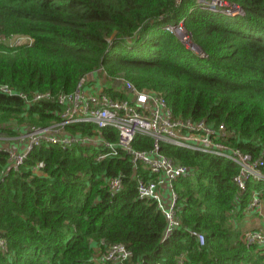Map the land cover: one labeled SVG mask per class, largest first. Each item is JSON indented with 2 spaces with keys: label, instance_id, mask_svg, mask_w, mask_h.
<instances>
[{
  "label": "trees",
  "instance_id": "trees-1",
  "mask_svg": "<svg viewBox=\"0 0 264 264\" xmlns=\"http://www.w3.org/2000/svg\"><path fill=\"white\" fill-rule=\"evenodd\" d=\"M239 12L225 16L197 0H0V40L24 35L29 43L0 41V84L33 92L71 93L86 73L102 67L138 89L163 94L174 116L223 123L229 141L264 168V0H221ZM183 26L203 55L167 26ZM106 92L115 94L110 88ZM54 100L26 103L0 93V132L6 124L46 125L57 119ZM69 133L95 134L91 124H69ZM100 135L116 140L113 128ZM137 149L152 139L137 134ZM103 145L44 144L30 150L17 170L2 173L0 150V264H112L94 258L120 242L142 264H264V243L243 241L246 208L264 180H247L235 201L234 162L160 141V151L189 168L173 181L182 225L164 234L165 218L154 201L140 198L137 178H150L129 155L98 160ZM38 162L43 166L36 172ZM2 173V174H1ZM120 175L111 193L108 178ZM262 227V226H258ZM189 230L201 232L199 245Z\"/></svg>",
  "mask_w": 264,
  "mask_h": 264
},
{
  "label": "built area",
  "instance_id": "built-area-1",
  "mask_svg": "<svg viewBox=\"0 0 264 264\" xmlns=\"http://www.w3.org/2000/svg\"><path fill=\"white\" fill-rule=\"evenodd\" d=\"M176 1L178 3L180 0ZM210 1L219 6L225 4L221 0ZM232 6L239 9L234 4ZM180 23L179 27L174 25L166 28L175 33L174 28L178 30L183 26V20H180ZM179 38L190 49L203 55L191 42L189 35L188 39L182 36ZM107 87L113 93L123 94L124 97L108 94ZM0 93L18 96L27 104L54 100L60 106L54 112L57 116V121L53 125L55 130H52L53 126L45 128L20 124L21 126H17L18 129H22L24 125L26 127L24 131H19L18 137L15 136L14 139L8 141L0 138V150L7 153V165L2 171L3 174L9 170H17L32 148L44 144L103 145L109 148L108 153L97 156L98 160L112 155L118 148L129 155L134 172L139 165H142L150 173L151 176L148 179L137 178V192L140 198L154 201L163 214L166 221L165 235L182 225L177 214V194L173 181L188 174L189 168L184 164L175 163L162 153L160 141L165 140L192 151L215 155L237 164L238 171L233 176L237 187L235 201H238L240 192L246 187L247 180H264V168H262L263 163L260 157H253L250 153L233 145L229 140L234 137V132L227 130L223 123L209 124L204 119L195 120L174 116L161 92L150 89L140 90L123 76L107 75L102 67L84 74L71 93H59L53 96L49 92L37 91L29 95L9 87L8 84H0ZM74 123L94 125L95 134L69 133L65 127ZM102 127L113 128L116 131V143L100 135L99 128ZM137 134L149 136L152 139V148H135L133 141ZM88 138H97L99 142L96 143L95 140V143H91ZM42 166L43 162H39L34 170L37 172ZM107 183L111 193H116L122 188L120 175L108 178ZM259 201L260 197L257 192L253 191L245 212L257 207ZM189 233L196 238L199 245L204 244V235L201 232L189 230ZM242 239L247 244H263L264 225L257 230L244 232ZM103 248L94 258L99 263L142 264L140 261L132 260L131 251L123 243H111ZM0 249L6 250V241L3 237H0ZM177 264H186L184 253L178 256Z\"/></svg>",
  "mask_w": 264,
  "mask_h": 264
},
{
  "label": "rangeland",
  "instance_id": "rangeland-1",
  "mask_svg": "<svg viewBox=\"0 0 264 264\" xmlns=\"http://www.w3.org/2000/svg\"><path fill=\"white\" fill-rule=\"evenodd\" d=\"M199 3L201 4L202 7L210 8V9H212V10H214L216 12H219L222 15H225V16H234V15H237L238 12L240 11L239 9H235V7L232 6V4H229L227 2H225V4L221 5V6H219L218 4H215L214 2H212L210 0H207V1L199 0ZM177 25L178 26H176V27H179V25H181V23L179 24V22H178ZM174 30H175V34L178 35L179 37H181V36L182 37H186V38L188 37V35H187V33H186V31H185L183 26H181L178 30H177V28H174ZM0 41H3V43L7 44L8 46H12V45H15V44L29 43V42H31V39L29 37H27V36L19 35V36H11V37H8V38H4V39H1ZM9 87H11V86L9 85ZM18 91H20V90H18ZM20 92H22V91H20ZM56 121H57L56 119H53L50 122H48L46 125H37L36 123L26 122L25 125H29V126L34 125L35 127L41 126V127L48 128L50 126H53ZM207 123L213 124V123H210V122H207ZM25 125L22 127V129H18L19 127H17V126H21V125L17 124V123L16 124L14 123V124L3 125V126H6L7 128L11 127L13 129V133L12 134H7V133H4V132H0V138L4 139L3 141H8L10 139H14L15 136L18 137L20 135L19 131L20 132L24 131V129L26 127ZM35 127H34V129H36ZM52 130H55L54 126L52 127ZM116 138H117V136H116ZM98 139L100 140V137ZM98 139L97 138H93V139L92 138H88V140H90L91 143H95L94 142L95 140H96V143L99 142ZM110 141L116 143V140H110ZM112 155L115 156V153H113ZM112 155H109V156H112ZM175 163H179V162H175ZM246 213H248V216L246 218L247 221L243 222V224H242V228H241L242 232L259 229L260 227L258 228V224H259V220H260V223H261V218H262V222H263L261 226H263L264 225V198L262 199V197H260V201L258 203V206L254 207L251 211L246 212Z\"/></svg>",
  "mask_w": 264,
  "mask_h": 264
},
{
  "label": "crops",
  "instance_id": "crops-1",
  "mask_svg": "<svg viewBox=\"0 0 264 264\" xmlns=\"http://www.w3.org/2000/svg\"><path fill=\"white\" fill-rule=\"evenodd\" d=\"M262 223H263V222H262V218H261V223H260V220H259V224H258V226H261V225H262Z\"/></svg>",
  "mask_w": 264,
  "mask_h": 264
}]
</instances>
